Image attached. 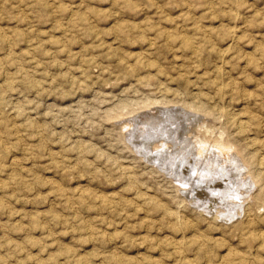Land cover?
Segmentation results:
<instances>
[{
  "label": "rangeland",
  "instance_id": "rangeland-1",
  "mask_svg": "<svg viewBox=\"0 0 264 264\" xmlns=\"http://www.w3.org/2000/svg\"><path fill=\"white\" fill-rule=\"evenodd\" d=\"M0 85V264L264 263V180L251 178L236 216L210 215L145 155L160 140L134 125L157 101L201 106L184 134H224L264 170V0H0Z\"/></svg>",
  "mask_w": 264,
  "mask_h": 264
},
{
  "label": "bare ground",
  "instance_id": "bare-ground-1",
  "mask_svg": "<svg viewBox=\"0 0 264 264\" xmlns=\"http://www.w3.org/2000/svg\"><path fill=\"white\" fill-rule=\"evenodd\" d=\"M197 16V15H196ZM237 18V16H236ZM165 26V25H164ZM182 28V27H181ZM4 31V30H3ZM185 31V30H184ZM231 31V30H230ZM229 31V32H230ZM227 32V33H229ZM7 33V32H6ZM232 33V32H230ZM125 34V33H124ZM237 34V33H236ZM175 35V34H174ZM180 35V34H179ZM154 36V35H153ZM233 36V34H232ZM234 36H235V32H234ZM11 37V36H10ZM9 37V38H10ZM141 37V36H140ZM183 37L185 38V36L183 35L182 36V39ZM236 37V36H235ZM237 38V37H236ZM184 40V39H183ZM191 40L193 39H185V46L187 45L188 48L189 46L191 45ZM235 40V38H234ZM165 41V40H164ZM233 41V40H232ZM237 41V40H236ZM230 42V41H229ZM232 43V42H231ZM194 44V43H193ZM195 46V45H194ZM13 47V46H12ZM197 48V47H196ZM229 48V47H227ZM191 49V48H190ZM148 50V49H147ZM204 50V49H203ZM222 50V49H221ZM11 51V50H10ZM199 52V51H198ZM201 52V51H200ZM54 53V52H53ZM198 54V53H197ZM4 55V54H3ZM148 56V55H147ZM139 57V56H138ZM151 57V56H150ZM159 57V56H157ZM18 58V57H16ZM204 58V57H203ZM207 59V58H206ZM138 60V58H137ZM143 60V59H142ZM223 60V59H222ZM139 61V60H138ZM159 61V60H158ZM208 61V60H207ZM210 61V60H209ZM137 62V61H136ZM188 62V61H187ZM139 63V62H137ZM141 63V61H140ZM184 63V61H183ZM4 64V63H3ZM189 64V63H188ZM187 64V65H188ZM122 65V64H121ZM125 67V66H124ZM136 67L135 65L131 66V68L129 67L128 70L130 72H133L136 70ZM125 69L127 70V66L125 67ZM143 69V68H142ZM179 69V68H177ZM15 70V69H14ZM181 70V69H180ZM183 71V70H182ZM224 72V71H223ZM170 74V73H169ZM181 74H179L180 76ZM185 74H183L184 76ZM141 77V76H140ZM181 77V76H180ZM216 77V76H215ZM182 78V77H181ZM29 80V79H28ZM72 80V79H71ZM33 81V80H32ZM31 81V82H32ZM3 82V81H2ZM225 82V81H224ZM222 82V83H224ZM189 83V82H188ZM1 86V85H0ZM222 87V85H221ZM2 88V87H1ZM222 90H223V87H222ZM15 91V90H14ZM170 91V90H169ZM10 92V91H9ZM177 94V93H176ZM175 94V95H176ZM199 94V93H198ZM164 100V99H163ZM173 100V99H172ZM1 102V101H0ZM176 102V101H175ZM146 103V102H145ZM158 103V101H157ZM155 104L154 105V109L153 106H152V110L154 109L155 112H150L149 110H146L144 112H141L139 113L137 116H136V120H135V124L136 125V133H139L140 132V135L137 134V136L139 135L140 136V139L142 138V141H146V140H149V139H152L155 137V140L159 139L160 140V143L159 145H156V147L153 149L154 151H149L147 153H145L146 156H148V158L152 161H155L157 162L158 166L163 168L165 171L169 172L171 174V176L174 177L175 181H176V186L179 187L182 191L186 192V195L188 198L190 197L192 202H194V204L199 207L201 210L205 211L206 213L210 214V215H214L215 217H221L223 218V220L225 219H228L229 217H232V216H236L237 214V209H238V205L239 203L243 204L242 203V200L244 201L243 198H245L248 191L247 189L250 188V187H253V183L251 182L252 179L256 180L257 182H261L264 180V170H258L256 169L255 167H253L254 163H255V155L254 154H247L245 153V149L242 147V145H240L239 143H231L230 141L226 140L225 138H223V135H221L220 133V136L219 137H213L211 139H209L207 137V135L205 133H203L201 130H200V126L199 128H193L190 130L189 134H184L185 133V129H186V126L185 123L189 122L191 120L190 117V114H189V110L190 109H193V111L195 112L194 108H193V104H189V106H187V108H181L178 104H177V107L175 106H163L161 104ZM160 103V102H159ZM177 103V102H176ZM179 103V102H178ZM187 103V102H186ZM205 104V103H204ZM22 105V104H21ZM20 105V106H21ZM161 105V106H160ZM193 105V106H192ZM149 106V105H147ZM150 107V106H149ZM210 107V106H209ZM147 108V107H146ZM181 108V109H180ZM196 111L199 110V112L201 110H203V108H201V106H197L196 108ZM23 111V110H22ZM191 111V110H190ZM205 110H203L204 112ZM221 112V111H220ZM191 113V112H190ZM223 113H224V110H223ZM229 113V112H228ZM192 114V113H191ZM194 114V113H193ZM203 114V113H202ZM132 115V114H131ZM113 116V115H112ZM189 116V117H188ZM134 117V116H133ZM210 118V117H209ZM197 120V119H196ZM216 120V119H215ZM132 121V120H131ZM134 121V120H133ZM195 121V120H194ZM3 122V121H1ZM5 123V121L3 122ZM16 123V122H15ZM14 124V123H13ZM244 124V123H243ZM37 125V124H36ZM131 125V123H130ZM139 125V126H138ZM239 125H240V122H239ZM242 125V124H241ZM240 125V126H241ZM31 126V125H30ZM133 126V125H132ZM202 126V125H201ZM204 126V125H203ZM248 126V125H247ZM187 130L189 129V126H187ZM249 127V126H248ZM41 128V127H40ZM39 128V129H40ZM131 128V127H128V129ZM145 128H146V133L143 135V129H144V132H145ZM190 128H192L190 126ZM206 128V127H205ZM241 128V127H240ZM138 129H141L142 131L138 130ZM202 129V128H201ZM209 129V128H208ZM19 130V129H18ZM187 130H186V133H187ZM207 130V129H206ZM240 130V129H239ZM189 131V130H188ZM205 131V130H204ZM16 132V131H15ZM142 132V134H141ZM232 132V131H231ZM237 132V131H236ZM21 133V132H20ZM135 133V134H136ZM149 133H152L151 135ZM224 133V132H223ZM239 133V131H238ZM241 133V132H240ZM239 133V134H240ZM1 134V133H0ZM42 134V133H41ZM154 134V136H153ZM184 134V135H183ZM21 135V134H20ZM148 135H150V137H148ZM226 135V134H225ZM4 137V136H3ZM134 137V136H133ZM136 137V136H135ZM134 137V139H135ZM245 137V136H244ZM243 137V138H244ZM252 137V136H251ZM137 138V137H136ZM157 138V139H156ZM257 138V137H256ZM4 139V138H3ZM138 139V138H137ZM240 139V138H238ZM153 140V139H152ZM241 140V139H240ZM247 140V138H246ZM143 141V142H144ZM232 141V140H231ZM239 141V140H238ZM135 144H136V147L138 148H142L141 145L139 144V140H135L134 141ZM148 143V142H147ZM263 143V142H261ZM9 145V143H8ZM149 145V144H148ZM257 145V144H256ZM30 146V145H29ZM256 148V147H255ZM16 149V148H15ZM39 149V148H38ZM254 151V150H253ZM262 152V151H261ZM258 154V153H257ZM261 153H259L258 155H260ZM55 155V154H53ZM85 155V154H84ZM7 156V155H6ZM257 156V155H256ZM17 159V158H16ZM168 159L166 162L165 160ZM170 160V161H169ZM260 163H264V156L263 158L260 159ZM19 161V159H18ZM51 161V160H50ZM12 163V162H11ZM15 163V162H14ZM18 163V162H17ZM16 165V164H15ZM170 165V166H169ZM1 166V165H0ZM16 167V166H15ZM82 167L84 170H88V164L86 162H82ZM236 167V169L234 168ZM1 168V167H0ZM129 168V167H128ZM124 170V169H123ZM130 171V170H129ZM39 172V171H38ZM12 173V172H11ZM85 173V172H84ZM89 173V172H88ZM87 173V174H88ZM63 174V173H62ZM18 175V174H17ZM69 175V174H68ZM130 175V174H129ZM13 176V175H12ZM15 176V175H14ZM13 176V177H14ZM66 176V175H65ZM172 177V178H173ZM17 178V177H16ZM15 178V179H16ZM252 178V179H251ZM14 179V178H12ZM18 179V178H17ZM90 180V179H89ZM58 181V180H57ZM16 182V181H15ZM172 182V181H171ZM255 182V181H254ZM40 183V182H39ZM108 183V182H107ZM133 183V182H132ZM256 183V182H255ZM263 184V183H262ZM250 186V187H247V186ZM257 185V184H255ZM18 186V185H17ZM3 187V186H2ZM81 187V186H80ZM245 187L244 190H242L243 188ZM255 187V186H254ZM14 188V187H13ZM39 188V187H38ZM88 188V187H87ZM91 188V187H90ZM230 189V190H227V189ZM59 189V188H57ZM149 189V188H148ZM66 190V189H65ZM83 190V189H82ZM139 190V189H138ZM252 190V189H251ZM31 191V190H30ZM88 191V190H87ZM91 191V190H90ZM137 192V191H136ZM135 192V193H136ZM183 192V193H184ZM251 192V191H250ZM261 192V191H260ZM15 193V192H14ZM83 194V192H81ZM252 193V192H251ZM254 193V192H253ZM146 194V193H144ZM148 194V193H147ZM261 193L258 194V196L260 195ZM51 195V194H50ZM85 195V194H84ZM88 195V194H87ZM86 195V196H87ZM138 195V194H137ZM230 195H232V197H230ZM248 195V194H247ZM81 196V195H80ZM89 196V195H88ZM153 196V195H152ZM176 196V195H175ZM251 196V195H250ZM249 196V197H250ZM97 197V196H96ZM109 197V196H108ZM148 197V195L146 196ZM5 198V197H4ZM12 198V197H11ZM79 198H82V197H79ZM86 198V197H85ZM90 198V196L88 197ZM105 198V197H104ZM103 198V199H104ZM112 198V197H111ZM149 198V197H148ZM155 198V197H154ZM251 198V197H250ZM83 199V198H82ZM102 199V198H101ZM140 199V198H139ZM147 199V198H146ZM227 199V200H226ZM259 199V198H257ZM8 200V199H6ZM86 200V199H85ZM96 200V199H95ZM150 200V199H149ZM151 200L153 201V199L151 198ZM157 200V199H156ZM159 200V199H158ZM252 199H250L251 201ZM256 200V199H255ZM81 201V199H80ZM83 201V200H82ZM104 201V200H103ZM101 201V202H103ZM113 201V200H112ZM120 201V200H119ZM127 201V200H126ZM146 201V200H144ZM143 201V202H144ZM246 201V200H245ZM248 201V200H247ZM246 201V202H247ZM28 202V201H27ZM53 202V201H52ZM83 202H86V201H83ZM105 202V201H104ZM107 202V201H106ZM124 202V201H123ZM139 202V201H138ZM141 202V203H143ZM148 202V201H147ZM164 202V201H163ZM79 203V202H78ZM96 203V202H95ZM113 203V202H112ZM118 203V202H117ZM126 203V202H125ZM149 203V202H148ZM158 203V202H157ZM191 203V202H190ZM217 203H220L223 208L222 209H216V205ZM254 203V202H253ZM98 204V203H96ZM101 203H99L100 205ZM138 204V203H137ZM155 204V203H153ZM163 205L165 203H162ZM179 204V203H178ZM240 204V205H241ZM5 205V204H4ZM112 205V204H111ZM151 205V204H150ZM166 205V204H165ZM193 205V204H192ZM220 205V206H221ZM249 205V204H248ZM87 206V205H86ZM119 206V205H118ZM127 206V205H126ZM154 206V205H153ZM152 206V207H153ZM156 206V204H155ZM181 206V205H180ZM247 206V205H246ZM250 206V205H249ZM75 207V206H74ZM84 207V206H83ZM100 208H102L101 206H99ZM104 207V206H103ZM108 207V206H107ZM125 207V206H124ZM123 207V208H124ZM151 207V209H152ZM159 207V206H158ZM172 207V206H171ZM5 208V207H4ZM11 208V207H10ZM85 208V207H84ZM106 208V207H105ZM110 208V207H108ZM114 208H118L117 206H115ZM167 208V207H166ZM170 208V207H169ZM245 208V207H244ZM92 209V208H90ZM115 209V210H116ZM150 209V208H149ZM156 209V208H155ZM159 209V208H158ZM162 208H160L161 210ZM173 209V208H171ZM252 209V208H251ZM6 210V208L4 209ZM109 210V209H107ZM154 210V208H153ZM157 210V209H156ZM154 210V211H156ZM165 210V209H164ZM176 210V209H175ZM199 210V209H198ZM237 210V211H236ZM244 210V209H243ZM46 211V210H45ZM48 211V210H47ZM59 211V210H58ZM85 211V210H84ZM132 211V210H131ZM149 211V210H148ZM172 211V210H171ZM242 211V210H241ZM252 211V210H250ZM51 212V211H50ZM80 212V211H79ZM111 212V211H110ZM113 212V211H112ZM134 212V211H133ZM150 213L153 212V211H149ZM170 212V211H169ZM199 212V211H198ZM244 212V211H242ZM249 212V211H248ZM95 213V212H94ZM202 213V211H201ZM200 213V214H201ZM115 214V213H114ZM126 214V213H125ZM166 214V213H165ZM169 214V213H167ZM171 214V213H170ZM176 214V213H175ZM180 214V213H179ZM177 214V215H179ZM207 214V215H208ZM241 214V213H240ZM251 214V213H250ZM48 215V214H47ZM127 215V214H126ZM142 215V214H141ZM149 215V214H148ZM147 215V216H148ZM204 215V214H203ZM256 215V214H255ZM260 215V214H259ZM264 215V214H263ZM64 216V215H63ZM62 216V217H63ZM155 216V215H154ZM165 216V215H164ZM168 216V215H167ZM246 216V215H245ZM50 217V216H49ZM57 217V216H56ZM101 217V216H99ZM126 217V216H125ZM124 217V218H125ZM153 217V216H152ZM180 217V216H179ZM178 217V219H179ZM254 217V216H253ZM65 218V217H64ZM98 218V217H97ZM133 218V216H132ZM151 218V217H150ZM164 218V217H163ZM171 218V217H170ZM214 218V217H213ZM2 219V218H1ZM35 219V218H34ZM51 219V218H50ZM57 219V218H56ZM123 219V218H122ZM131 219V217H130ZM169 218H167L166 220H168ZM175 219V218H174ZM177 219V220H178ZM253 219V218H252ZM47 220V219H46ZM98 220V219H97ZM105 221V219L102 218V221ZM128 220V219H127ZM144 220V219H143ZM164 220V219H163ZM176 219L174 220V223L175 221H177ZM180 220V219H179ZM232 220V219H231ZM257 220V219H255ZM88 221V220H87ZM90 221V220H89ZM95 221V220H94ZM100 221V220H99ZM107 221V220H106ZM105 221V222H106ZM125 221V220H123ZM129 221V220H128ZM133 221V220H132ZM154 221V220H153ZM181 221V220H180ZM179 221V222H180ZM247 221V220H246ZM251 221V220H250ZM40 222V221H39ZM58 222V221H57ZM56 222V223H57ZM93 222V221H92ZM130 222V221H129ZM142 222V221H141ZM165 222V221H164ZM171 222V221H170ZM183 222V221H182ZM181 222V223H182ZM191 222V221H189ZM258 222V221H257ZM37 223V222H36ZM84 223L87 224V222H83L81 225L83 226ZM102 223V222H101ZM121 223V221H120ZM118 224L121 226V224ZM132 223V222H131ZM144 223V221H143ZM154 223V222H153ZM166 223V222H165ZM168 223V222H167ZM185 223V222H184ZM246 223V222H245ZM250 223V222H249ZM248 223V224H249ZM106 224V223H105ZM127 224V223H126ZM133 224V223H132ZM136 224V223H135ZM145 224V223H144ZM148 224V223H147ZM145 224V225H147ZM170 225L172 223H169ZM188 224V223H187ZM192 224V222H191ZM195 224V222H194ZM26 225V224H25ZM30 225V224H29ZM97 225V224H96ZM103 225V224H102ZM108 225V224H107ZM129 225V224H128ZM143 225V224H142ZM144 225V226H145ZM152 225V224H151ZM150 225V226H151ZM193 225V224H192ZM241 225V224H240ZM251 225V224H250ZM259 225V224H258ZM88 225H86L87 227ZM132 226V225H131ZM130 226V227H131ZM138 226V225H137ZM140 226V225H139ZM167 226V225H166ZM177 226V225H176ZM179 226H180V223H179ZM188 226V225H187ZM190 226V225H189ZM194 226V225H193ZM192 226V227H193ZM196 226V225H195ZM253 226V225H252ZM256 226V225H254ZM2 227V226H1ZM52 227V226H51ZM89 227V226H88ZM92 227V225H91ZM95 227V226H94ZM117 227V225H116ZM126 227V226H125ZM133 227V226H132ZM142 227V226H140ZM174 226H168L167 228H172ZM191 227V226H190ZM191 227V228H192ZM200 227V226H199ZM209 227V226H208ZM62 228V227H61ZM81 228V227H80ZM93 228V227H92ZM124 228V227H123ZM135 228V227H134ZM147 228V227H146ZM151 228V227H150ZM157 228V227H156ZM177 228V227H176ZM186 228V226H185ZM188 228V227H187ZM194 228V227H193ZM239 228H241L239 226ZM250 228V227H249ZM253 228V227H252ZM83 229V228H81ZM87 228H85L86 230ZM100 229V227H99ZM132 229V228H131ZM138 229V227H137ZM140 229V228H139ZM138 229V230H139ZM154 229V228H153ZM162 229V228H161ZM175 229V228H174ZM206 229V228H205ZM246 229V228H245ZM251 229V228H250ZM31 230V229H30ZM47 230V229H46ZM98 230V228H97ZM96 230V231H97ZM125 230H128L127 228ZM136 230V229H135ZM144 230V229H143ZM148 230V229H147ZM157 230L159 231V228H157ZM170 230V229H169ZM173 230V228H172ZM190 230V229H189ZM210 230V229H209ZM254 230V229H253ZM258 230V229H257ZM71 231V230H70ZM130 231V230H129ZM134 231V229L132 230ZM142 231V230H141ZM175 231V230H174ZM192 230H190L189 232H191ZM225 231V230H224ZM255 231V230H254ZM253 231V232H254ZM31 232V231H30ZM73 232V231H72ZM119 232V230L117 231V233ZM122 233L124 232L123 230L121 231ZM173 232V231H171ZM178 231H176L177 233ZM185 232V231H184ZM194 232V231H193ZM200 232V231H199ZM208 232V230H207ZM222 232V231H221ZM248 232V231H247ZM263 232V231H262ZM54 233V232H53ZM87 233V232H86ZM89 233V232H88ZM92 233V232H90ZM95 233V232H94ZM94 233L92 234L94 236ZM122 233H118L119 236L120 234ZM134 233H136L134 231ZM141 233V232H140ZM147 234V232H145ZM187 233V232H186ZM198 233V232H197ZM206 233V232H205ZM224 233V232H222ZM249 233V232H248ZM126 234V233H125ZM129 234V233H128ZM144 234V233H143ZM151 234V233H150ZM172 234V233H171ZM194 234V233H193ZM212 234V232L210 233ZM209 236H212L210 235ZM215 234V233H214ZM225 234V233H224ZM137 235V234H136ZM153 235V234H152ZM151 235V236H152ZM169 235V234H168ZM172 235H175L174 232ZM178 235V234H176ZM184 235V233H183ZM195 235V234H194ZM250 235H253V234H250ZM90 236V234H89ZM127 236V235H126ZM141 236V235H140ZM150 236V235H149ZM149 236H146V237H149ZM167 236V235H166ZM179 236V235H178ZM181 236V235H180ZM186 236V235H185ZM184 236V237H185ZM202 236V235H201ZM214 236V235H213ZM242 236V235H241ZM257 236V235H256ZM259 236V235H258ZM11 237V236H10ZM19 237V236H18ZM39 237V236H38ZM122 237V236H121ZM131 237V236H130ZM172 237V236H171ZM170 237V238H171ZM183 237V236H182ZM205 237V236H203ZM244 237V236H242ZM260 237V236H259ZM126 238V237H125ZM154 238V237H152ZM173 238V237H172ZM175 238V237H174ZM173 238V239H174ZM196 238V237H195ZM208 238V237H206ZM226 238V237H225ZM20 239V238H19ZM74 239V238H73ZM105 239V238H104ZM113 239V237H112ZM124 239V238H123ZM138 239V237H137ZM165 239V238H164ZM191 239V238H190ZM204 239V238H203ZM202 239V240H203ZM223 239V238H222ZM243 239V238H241ZM31 240V239H30ZM110 240V239H109ZM140 240V239H139ZM162 240V239H161ZM185 240V239H184ZM183 240V241H184ZM201 240V239H200ZM201 240V241H202ZM213 240V239H212ZM215 240V239H214ZM228 240V239H227ZM245 240V239H244ZM249 240V239H247ZM87 241V240H86ZM89 241V240H88ZM136 241V240H135ZM150 241H153L150 239ZM169 242V240H167ZM166 241V242H167ZM176 241V240H175ZM50 242V241H49ZM96 242V241H95ZM114 242V241H113ZM117 242V241H116ZM128 242V241H127ZM143 242V240H142ZM147 241H145L146 243ZM149 242V241H148ZM163 242V241H162ZM165 242V240H164ZM171 242V240H170ZM186 242V241H185ZM195 242V241H194ZM203 242V241H202ZM205 242V240H204ZM203 242V243H204ZM212 242V241H211ZM214 242V241H213ZM221 242V241H220ZM219 242V243H220ZM224 242V241H223ZM245 242V241H244ZM83 243V242H82ZM121 243V242H120ZM124 243V242H123ZM122 243V244H123ZM151 243V242H150ZM159 243V242H158ZM172 243V242H171ZM181 243V242H180ZM217 242V244H219ZM228 243V242H227ZM234 243V241H233ZM239 243V242H238ZM243 243V242H242ZM261 242H259L260 244ZM27 244V243H26ZM51 244V243H50ZM85 244V243H84ZM125 244V243H124ZM139 244V243H138ZM141 244V243H140ZM139 244V245H140ZM144 244V243H142ZM147 244V243H146ZM152 244V243H151ZM165 243H163L162 245H164ZM200 244V243H199ZM207 244V243H206ZM249 246H250V243H248ZM253 244V243H252ZM258 244V243H257ZM102 245V244H101ZM153 245V244H152ZM168 245V244H167ZM166 245V246H167ZM170 245V244H169ZM173 245V243H172ZM171 245V246H172ZM184 245V244H183ZM193 245V244H192ZM191 245V246H192ZM212 245V244H210ZM228 246V244H226ZM237 245V244H236ZM240 245V244H239ZM254 245V244H253ZM253 245H251V247H254ZM10 246V245H9ZM37 246V245H36ZM94 246V245H93ZM92 246V247H93ZM96 246V245H95ZM108 246V245H107ZM106 246V247H107ZM122 246V245H121ZM138 246V245H137ZM148 246V245H147ZM177 246V245H176ZM201 246V245H200ZM207 246V245H206ZM218 246V245H217ZM257 246V245H256ZM3 247V246H2ZM13 247V246H12ZM26 247V246H25ZM84 247V246H83ZM130 247V246H129ZM146 247V246H145ZM157 247V246H156ZM155 247V248H156ZM164 247V246H162ZM170 247V246H169ZM174 247V246H173ZM179 247V246H178ZM203 247V246H202ZM205 247V245H204ZM208 247V246H207ZM212 247H215L216 246H212ZM211 247V248H212ZM220 247V246H219ZM244 247V246H243ZM250 247V248H251ZM263 247V246H261ZM260 247V248H261ZM27 248V247H26ZM46 248V247H45ZM68 248V247H67ZM73 248V247H72ZM152 248V247H151ZM183 248V247H181ZM249 248V247H248ZM255 248V247H254ZM3 249V248H2ZM6 249V248H4ZM23 249V248H22ZM65 248H63L64 250ZM141 249V248H140ZM160 249V248H159ZM164 249V248H162ZM167 249V248H166ZM169 249V248H168ZM172 249V248H171ZM186 249V248H185ZM188 250L190 248H187ZM186 249V250H187ZM197 249V248H196ZM243 249V248H242ZM241 249V250H242ZM263 249V248H261ZM67 250V249H66ZM70 250V248H69ZM66 251L65 253L69 252ZM74 250V249H73ZM80 250V249H79ZM145 250V249H144ZM150 250V249H149ZM156 250L158 249H155L154 250V253L156 252ZM175 250V249H174ZM178 250V249H177ZM183 250V249H182ZM203 250V249H202ZM223 250V249H222ZM259 250V249H258ZM22 251V250H21ZM86 251V250H85ZM94 251V250H93ZM92 251V252H93ZM105 251V250H104ZM151 251V250H150ZM153 251V250H152ZM161 252V250H159ZM167 251V250H166ZM181 251V249H180ZM185 251V250H184ZM180 252V254H183ZM192 251V250H191ZM195 251V250H194ZM209 251V250H207ZM220 251V250H218ZM247 251V250H246ZM251 251V250H250ZM253 251V250H252ZM259 251H263V250H259ZM28 252V251H27ZM71 252V251H70ZM69 252V255H71ZM74 252L76 253V251L74 250ZM73 252V253H74ZM95 252V251H94ZM93 252V253H94ZM163 252V250H162ZM169 253V251H167ZM174 252V251H173ZM172 252V253H173ZM231 252V251H230ZM242 252V251H241ZM257 252V251H256ZM89 253V252H88ZM87 253V254H88ZM91 253V254H93ZM102 253V252H99V254ZM109 253V252H108ZM129 253V252H128ZM137 253V252H136ZM149 253V252H147ZM186 253V252H184ZM213 253V251H212ZM215 253V252H214ZM229 253V252H228ZM255 253V252H254ZM253 253V254H254ZM26 254V253H25ZM84 254V253H83ZM82 254V255H83ZM135 254V253H134ZM138 254V253H137ZM152 254V253H151ZM150 254V255H151ZM163 254V253H162ZM161 254V255H162ZM170 254V253H169ZM176 254V253H175ZM187 254V253H186ZM195 254V253H193ZM208 254V252H207ZM217 254V253H216ZM221 254V253H220ZM230 254V253H229ZM237 254V253H236ZM239 254V253H238ZM241 254V253H240ZM244 254V253H243ZM249 254V252H248ZM6 255V254H5ZM15 255V254H13ZM40 255V254H39ZM68 255V254H67ZM90 256V254H88ZM96 255V252L94 254V256ZM104 255V254H103ZM102 255V256H103ZM111 255H113L111 253ZM141 255V254H140ZM159 255V254H158ZM171 255V254H170ZM173 255V254H172ZM191 255V254H190ZM196 255V254H195ZM201 255V254H200ZM219 255V254H218ZM252 255V253L250 254ZM72 256V255H71ZM85 256V255H84ZM107 258H108V255H106ZM105 256V257H106ZM139 256V255H138ZM144 256V255H143ZM142 256V257H143ZM163 256V255H162ZM161 256V258H162ZM176 256V255H175ZM198 256V255H197ZM205 256V255H204ZM203 256V257H204ZM207 256V255H206ZM216 257V255H214ZM245 256V255H244ZM243 256V257H244ZM258 256V255H257ZM93 257V256H91ZM97 258H99V256H96ZM112 257V256H111ZM115 257V256H114ZM114 257L112 259H114ZM130 257V256H129ZM134 257V256H133ZM132 257V259H133ZM141 257V258H142ZM151 259H152V256H150ZM188 257V256H187ZM194 257V256H193ZM212 257V255H211ZM218 257V256H217ZM225 257V256H224ZM237 259H238V256L236 255ZM242 257V256H240ZM255 259L256 256H254ZM261 257V256H260ZM42 258V257H41ZM49 258V257H48ZM78 258V256H77ZM86 260H87V257H85ZM101 258V257H100ZM116 258V257H115ZM146 259L148 257H145ZM170 258V257H169ZM177 258V257H176ZM179 258V257H178ZM90 259V258H89ZM88 259V260H89ZM106 259V258H105ZM123 259V258H122ZM132 259L128 260V261H131L132 262ZM149 258V260H151ZM155 259V258H154ZM156 259L157 256H156ZM175 259V258H174ZM204 259V258H203ZM214 259V258H213ZM211 261V258H210V261L215 263L214 261ZM216 259V258H215ZM214 259V260H215ZM246 259V258H245ZM254 259V258H253ZM40 260V259H39ZM50 259H48V262H49ZM87 260V262H88ZM116 260V259H114ZM121 260V259H120ZM119 260V262H120ZM127 260V259H126ZM148 260V259H147ZM146 260V261H147ZM194 260V259H193ZM200 258H198L197 261H199ZM206 260V259H205ZM226 259H224L225 261ZM240 260V259H239ZM243 260V259H242ZM248 260V259H247ZM260 260V259H259ZM264 260V259H263ZM262 260V261H263ZM118 261V260H117ZM116 261V262H117ZM134 261V259H133ZM145 261V259H144ZM158 261V260H156ZM155 261V262H156ZM168 261V260H167ZM175 261V260H173ZM178 261V260H177ZM183 261V260H182ZM185 261V260H184ZM186 261H188L186 259ZM201 261V260H200ZM203 261V260H202ZM219 261V260H217ZM222 261V260H220ZM246 261V260H245ZM253 261V260H252ZM45 262V261H43ZM53 262V261H52ZM86 262V261H85ZM86 262V264H87ZM93 262V260L91 261ZM114 262V261H113ZM112 262V263H113ZM122 262V260H121ZM162 262V261H160ZM180 262V261H179ZM194 262V261H192ZM191 262V263H192ZM196 262V261H195ZM204 262V261H203ZM209 262V261H208ZM236 261H234L233 263H235ZM244 262V261H243ZM249 262V260H248ZM247 262V263H248ZM254 262V261H253ZM258 262V260H257ZM62 263V262H61ZM90 263V262H89ZM95 263V262H94ZM107 263V262H106ZM109 263V261H108ZM111 263V262H110ZM144 263V262H142ZM146 263V262H145ZM144 263V264H145ZM150 263V262H148ZM159 263V262H158ZM163 263V262H162ZM161 263V264H162ZM176 263V262H175ZM188 263V262H187ZM197 263V262H196ZM194 263V264H196ZM199 263V262H198ZM197 263V264H198ZM226 263V261H225ZM230 263V262H229ZM259 263H261V261H259ZM13 264V263H12ZM15 264V263H14ZM92 264V263H90ZM127 264V262L125 263ZM130 264V263H129ZM134 264V262H133ZM135 264H141L140 262H135ZM155 264V263H154ZM157 264V263H156ZM178 264V262L176 263ZM185 264V263H184ZM193 264V263H192ZM205 264V263H204ZM207 264V263H206ZM216 264V263H215ZM219 264V262H218ZM221 264V263H220ZM224 264V263H222ZM232 264V263H231ZM236 264V263H235ZM237 264H239L237 262ZM245 264V263H244ZM264 264V263H262Z\"/></svg>",
  "mask_w": 264,
  "mask_h": 264
}]
</instances>
